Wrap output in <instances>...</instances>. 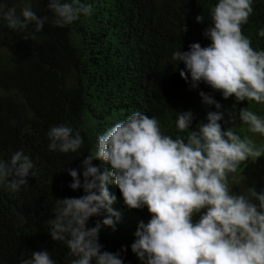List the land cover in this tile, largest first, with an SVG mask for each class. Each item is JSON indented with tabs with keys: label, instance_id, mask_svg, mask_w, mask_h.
<instances>
[{
	"label": "clouds",
	"instance_id": "1",
	"mask_svg": "<svg viewBox=\"0 0 264 264\" xmlns=\"http://www.w3.org/2000/svg\"><path fill=\"white\" fill-rule=\"evenodd\" d=\"M253 4L216 0L203 32L210 43H192L188 51L182 47L172 53L190 90L201 84L212 89L199 96L215 111L195 125L192 111H173L175 137L165 134L155 116L134 111L97 135L95 148L82 156L79 169L67 170L69 187L83 195L54 199L52 218L45 225L51 239L68 249L64 264H125L127 246L109 252L100 243L102 229L115 231L122 221V213L113 207L111 184L119 189L123 207L146 208L150 215L147 222H139L131 244L140 264H264V187L236 191L230 185L242 163L264 154V147L242 138L238 129L243 125L248 133L264 137V116L249 107L228 115L214 95L264 105V49H254L242 32ZM47 9L51 17L38 15L33 0L11 5L0 0V22L27 39L34 38L30 25L36 33L49 22L64 28L92 13V6L81 0H47ZM196 21L204 23L205 18L199 15ZM258 35L264 37V28ZM47 139L49 152L75 154L84 146L80 130L68 124L51 126ZM35 175L36 164L23 149L0 157V189L19 193ZM98 216L102 221L90 227ZM20 264L57 261L45 250L22 255Z\"/></svg>",
	"mask_w": 264,
	"mask_h": 264
},
{
	"label": "trees",
	"instance_id": "2",
	"mask_svg": "<svg viewBox=\"0 0 264 264\" xmlns=\"http://www.w3.org/2000/svg\"><path fill=\"white\" fill-rule=\"evenodd\" d=\"M19 4V0H8ZM92 6L90 15H81L64 28L46 23L29 35L10 30L0 22V157L23 149L36 164L35 177L19 193L0 189V264H20V259L33 251L52 252L57 264H64L68 249L54 242L46 230L52 218L54 199L78 197L72 191L68 169H79L85 155L93 150L96 137L132 112L155 116L165 134L177 135L175 113L192 111L204 120L208 111L200 91L212 93L204 84L190 90L181 78L176 87L169 79L179 73L171 59L176 50H189L192 43L206 47L203 36L210 22L209 10L216 0H81ZM40 16H49L47 0H33ZM254 12L242 32L254 49H264V0H254ZM203 15L204 23L196 17ZM180 69L184 68L181 63ZM227 114L240 108L264 116V105L225 101L214 93ZM227 120V116H225ZM239 123V122H238ZM68 124L79 129L84 146L75 154L49 152L47 132L51 126ZM246 126L239 127V133ZM97 166L100 161H94ZM241 184L233 189L255 185L264 187V158L243 164ZM104 167H107L104 165ZM233 178L230 177V183ZM116 197L113 207L122 213V221L113 231L103 228L100 243L104 250L116 252L127 246L125 264H140L131 251L139 222L150 215L144 210L123 207L119 189L109 185ZM103 217L92 218L95 226Z\"/></svg>",
	"mask_w": 264,
	"mask_h": 264
},
{
	"label": "rangeland",
	"instance_id": "3",
	"mask_svg": "<svg viewBox=\"0 0 264 264\" xmlns=\"http://www.w3.org/2000/svg\"><path fill=\"white\" fill-rule=\"evenodd\" d=\"M241 136H242V138H250L257 147H264V137L248 133L247 127H245L242 130ZM262 156H264V154H262ZM244 163L241 164L240 168L238 169V173L235 175V177L232 179V181L230 183V185L233 188L237 187V186H239L241 184V179H242V175L241 174H242V170H243V167H244L243 166Z\"/></svg>",
	"mask_w": 264,
	"mask_h": 264
},
{
	"label": "water",
	"instance_id": "4",
	"mask_svg": "<svg viewBox=\"0 0 264 264\" xmlns=\"http://www.w3.org/2000/svg\"><path fill=\"white\" fill-rule=\"evenodd\" d=\"M181 82V76L179 73H174L169 79V84L171 87H176Z\"/></svg>",
	"mask_w": 264,
	"mask_h": 264
},
{
	"label": "flooded vegetation",
	"instance_id": "5",
	"mask_svg": "<svg viewBox=\"0 0 264 264\" xmlns=\"http://www.w3.org/2000/svg\"><path fill=\"white\" fill-rule=\"evenodd\" d=\"M262 158H264V156H261Z\"/></svg>",
	"mask_w": 264,
	"mask_h": 264
}]
</instances>
